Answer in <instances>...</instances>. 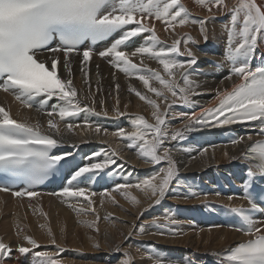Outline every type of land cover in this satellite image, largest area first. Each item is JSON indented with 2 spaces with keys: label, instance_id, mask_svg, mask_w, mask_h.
Instances as JSON below:
<instances>
[{
  "label": "snow or ice",
  "instance_id": "obj_1",
  "mask_svg": "<svg viewBox=\"0 0 264 264\" xmlns=\"http://www.w3.org/2000/svg\"><path fill=\"white\" fill-rule=\"evenodd\" d=\"M194 3L206 10L205 17L194 18L182 0H0V92L12 96L22 108L33 109L48 118L47 128L42 131L41 123L31 124L17 119L10 108L0 105V193H8L20 200L27 197L31 201L42 195L38 186L50 175L60 172L62 189L48 195L60 198L77 215H93L94 219L87 221L85 226L97 233L101 217L93 198L98 195L101 197L100 207L105 200L116 205L117 196L133 207L141 205L142 196L152 207L159 205L173 187L187 189L183 199H201L202 196L206 199L209 193L194 190L179 177L173 152L180 149L171 142L179 144L190 133L213 128L227 131L231 137L229 143L234 147L253 139L251 132L234 134L236 129L232 126L255 130V135L264 138V55L258 52L264 48V0H236L231 5L227 0H194ZM217 13L228 14L224 25L227 33L224 59L231 67L225 80L235 78L239 82L233 83L231 89H217L215 107L197 114L194 109L200 102L194 97L202 93L201 85L192 79L194 74H200L193 67L198 63V56L191 47L196 41L187 33L179 34L177 29L198 25L201 37L207 42L208 23L215 20ZM156 21L172 37L170 45L163 46ZM109 38H112L109 46L99 52V56L106 58L126 77H134L143 84L147 92L131 85L129 91L151 109L154 120L149 123L143 116L132 118L131 132L120 128L110 135L124 142L127 149H135L136 156L146 164L155 166L166 162V166L162 165L135 181L122 177V183L114 179L124 170V165L119 163L120 153L116 150L92 149L80 154L79 159L72 151H58L68 143L61 133L62 122L68 132L88 129L97 135L102 131L109 134L87 119L82 124L76 122L82 113L109 115L103 109V100L100 101L103 110L96 111L87 71L94 54L93 46ZM134 38H140L142 42L137 43ZM133 44H136L134 49ZM74 55L81 57L80 71L89 87V94L84 98L73 84ZM182 56L189 59H179ZM133 58H139L140 63L133 62ZM145 59L156 61L162 70L147 67ZM255 59L260 62L253 63ZM116 91H119L118 84ZM177 103L193 111L177 112L172 107ZM113 111L117 117L125 115L120 111L118 96ZM177 118L187 123L182 129L170 131L173 128L171 122ZM70 147L78 148V145L72 143ZM208 147L214 149L216 145L209 144ZM208 147L201 148L197 154H206ZM183 151L192 149L184 148ZM228 158L246 165L240 169L242 194L228 195L226 199L247 202V207L228 206V213L234 220L228 227L247 239L222 252H213V264H264V139ZM109 178L114 186L104 192L98 193L91 186L93 182L108 183ZM130 190H135L137 195ZM41 215L46 218L45 213L41 212ZM139 215L142 216L143 211ZM183 223L169 210L150 221L155 231L144 224L126 225L131 229L126 239L137 234H167L174 239L186 234L180 227ZM16 234L22 241L17 251L22 255L31 253L33 264H60L62 248L57 246L54 251L41 249L38 241L24 234L19 225ZM48 236L51 244L56 245L51 228ZM94 247L99 250V244ZM128 247L140 251L138 245ZM12 250L9 243L0 239V264H7ZM113 251L123 253L117 264H134L127 248L116 245ZM148 259L151 264H185L162 255L159 250L150 252ZM186 264H193L192 259H187Z\"/></svg>",
  "mask_w": 264,
  "mask_h": 264
},
{
  "label": "bare ground",
  "instance_id": "obj_2",
  "mask_svg": "<svg viewBox=\"0 0 264 264\" xmlns=\"http://www.w3.org/2000/svg\"><path fill=\"white\" fill-rule=\"evenodd\" d=\"M227 2L231 5L236 0H227ZM182 3L189 9L192 16L196 18H203L207 15L206 10L198 7L194 0H182ZM227 20V13H217L215 20L208 23L209 37L207 42L202 37H199L201 35L198 25L177 29L179 34L187 33L196 41L195 44L191 45L198 56V63L193 67L200 74H194L192 79L201 85L200 92L202 93L194 97L200 102L194 109L197 114L217 102L214 99L217 89H231L233 83L239 82L235 78H233V81L225 80L231 67L230 63L224 59L227 42V33L224 25ZM155 23L157 34L160 40L164 42L163 46L170 45L172 37L163 30L159 21ZM136 41L137 43L142 42L140 38H136ZM202 43H205V45H199ZM132 47L134 49L136 44H133ZM258 52L264 55V48L258 49ZM179 59L188 60L189 58L182 56ZM133 62L139 64L140 60L139 58H133ZM144 63L151 69L162 70L161 66L154 60L145 59ZM80 65L81 60L74 57L72 61L73 84L78 89L81 98H84L89 94V87L84 82ZM213 65H216V67H213ZM59 70L60 66H58ZM87 71L89 72V83L91 85L90 91L96 102V111L101 112L106 109L109 115L105 117L103 115L82 113L77 123L82 124L87 119L90 123L100 125L102 129H106L109 134L106 135L102 131L97 135L94 131L88 129H74L73 132H68L63 127V123H61L63 139L68 142L61 147L65 148L64 151L68 150L81 154L92 149L101 151L106 148L114 149L120 153L119 163L124 165V170L121 174L114 178L116 181L124 182L122 177L135 181L147 176L156 168H159L160 165L154 166L144 163L136 156L135 149H127L124 142L110 135V133L120 128L131 132V119L138 116H143L149 123H154L151 117V109L143 101L139 100L134 93L131 92L129 94V86L131 85L142 92H147V90L139 80L134 77H126L123 73L113 68L107 59L96 60L91 58L88 62ZM117 84L119 85L118 92L116 91ZM156 86L159 87L158 84ZM97 89H100V91H97ZM149 95L152 94L149 93ZM117 96L119 98L120 111L125 113V115L119 117L113 111ZM101 100L104 101L103 109L100 104ZM85 102L89 103L90 100H85ZM0 105L10 108L15 118L31 124L39 122L43 125L42 131L46 130L48 118L35 110H26L16 104H11L7 97L2 94H0ZM172 107L177 112L193 111V109L182 107L180 104L178 107H176V104L172 105ZM171 123L173 128L170 131L182 129L187 121L177 118ZM244 131L245 129H241L235 134H244ZM193 137H195V140ZM255 138L256 135L253 134V139ZM85 140H87L86 143L84 142ZM229 140L227 143H219L217 142L216 134L202 136L190 133L184 141H181L183 147L179 146L175 141L171 142V145H176L180 149L173 152V158L179 168V177L186 184L192 185L194 190L209 193L206 199L203 196L201 199H183V194L187 189L184 187L179 189L173 187L159 205L152 207H149L150 201L142 196H140L141 205L138 207H133L121 196H117L118 203L116 205H113L110 200H105L103 207H100L99 201L101 197L98 195L93 198L97 202L96 210L101 217L98 225L99 233H97L85 226L87 221L94 219L93 215H77L72 208L68 207L66 203H62L58 197L55 199L38 198L41 200L40 203L34 200L26 201L24 202V211H19L17 203H10L6 196H2L0 197V235L3 236L6 243L17 247L22 242L17 238L16 234L17 225H19L23 229L24 234L35 238L43 246V250L54 251L57 246L62 248L60 264H117V259H122L123 253L113 251L116 245H120L122 249L127 248L133 257L134 264H151L148 255L156 250H159L164 256L171 257L177 261H184L185 264L189 258L192 259L193 264H196L197 261L200 264H213V252H222V250L231 247L236 242L240 243L245 238L231 230L226 223L221 221L214 222L211 225V231H209L210 228L205 229L202 226L203 224L196 221L195 216H193L194 212L199 210L203 203L210 200L216 201L212 207V212L219 211V208L224 209V212L218 213L220 217L225 216L229 205H243L245 207L247 203L243 200L234 199L233 201H228L226 199L230 195L228 192L233 191L234 185L232 184L228 189H225V186H227L225 174L231 173V167L239 170L246 167L241 161L230 160L228 157L239 155L250 141L234 147L229 143ZM72 143L77 144L78 148H71L70 145ZM206 143L215 144L216 147L213 149L205 145ZM171 145L169 146L171 147ZM204 147H208V152L204 155H198V151ZM184 148H190L192 151L185 152L183 151ZM225 153H228V155L226 156ZM192 156H195V159H191ZM232 179L239 181V177H233ZM219 184L223 185V187L221 195L217 196L215 193L219 192ZM113 186L111 178H109V182L105 183L103 181L96 191L98 193L104 192L107 188ZM130 191L133 195H137L135 190ZM29 204L32 207H29ZM162 208H169L172 213L176 214L177 219L184 221L180 227L183 228L185 235L173 239L167 234L164 236H141L137 234L126 239L127 233L131 230L126 225H132L133 223L136 225L144 224L149 230L155 231L156 229L151 227L150 221L153 217L163 216V214L156 216V213ZM140 211H143L142 216L139 215ZM41 212L46 214V218L41 215ZM106 216H109V219H105ZM214 225H219V227H213ZM49 228L55 235L56 245L50 242V237L48 236ZM95 244H99V250L94 247ZM129 245L140 246V251H137L135 247H128ZM145 249L148 251H145ZM7 264L22 263L15 261V256L11 255Z\"/></svg>",
  "mask_w": 264,
  "mask_h": 264
},
{
  "label": "rangeland",
  "instance_id": "obj_3",
  "mask_svg": "<svg viewBox=\"0 0 264 264\" xmlns=\"http://www.w3.org/2000/svg\"><path fill=\"white\" fill-rule=\"evenodd\" d=\"M194 18H196L195 16H193ZM199 37H201V36H199ZM199 45H205V43H202V44H199ZM129 94H131V92H129ZM179 106V104L177 103L176 104V107H178ZM179 146H182L183 147V145H182V143L180 142L179 144H178ZM205 145H208L209 146V144H205ZM164 164H166V163H163L162 162V165L164 166ZM162 165H160V167L162 166ZM169 211V208H162L158 213H156V216H160L161 214H165L166 212H168ZM79 237H82V236H79ZM176 247V246H175ZM142 248H144L143 246H142ZM67 249V248H66ZM15 261H17V260H15Z\"/></svg>",
  "mask_w": 264,
  "mask_h": 264
}]
</instances>
